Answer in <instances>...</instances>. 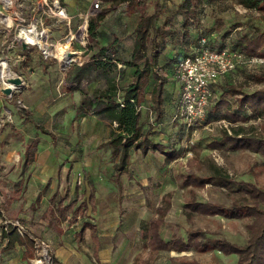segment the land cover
I'll return each mask as SVG.
<instances>
[{
    "label": "rangeland",
    "instance_id": "rangeland-1",
    "mask_svg": "<svg viewBox=\"0 0 264 264\" xmlns=\"http://www.w3.org/2000/svg\"><path fill=\"white\" fill-rule=\"evenodd\" d=\"M59 1L62 19L39 10L40 0H17L12 7L0 2V65L25 82L16 86L0 75L1 199L12 187L20 188V191H16L18 200L24 199L27 194L28 171L36 163L25 168V162L12 160L24 147L25 150L30 147L28 150L33 152L35 160L38 156V163L45 161L47 154L58 151L61 154H57L53 166L58 165L62 171L70 170V181L62 185V195L67 192L63 186L68 185L69 196L79 202L86 201L91 186L96 188L94 209L89 206L74 216L68 214L66 218L65 233L73 238L76 251L68 264L74 260L75 264H135L140 256L151 264H175L172 261L175 257L194 259L203 264H237V254L226 255L218 250L153 253L144 248L143 233L149 222L157 217V208L165 203L168 206L162 228L165 240H186L191 230L200 228L205 233V239L225 238L244 245L250 236L248 225L252 218L202 215L189 212L185 207L186 200L192 197L200 202L229 206L237 193L222 184L196 186L188 184L187 179L191 175L208 177L219 169L234 182H252L264 188L262 153L248 149L230 151L212 148V141L221 139L224 129L232 134L233 124L220 118L209 124L198 122L183 127L173 119L177 115L176 87L165 85L163 114L161 119L157 118L149 87L147 101L141 109L144 129H151V139L162 145L165 151L181 149L182 155L170 161L159 151L143 155L132 149L129 170L121 175L116 166L118 160L113 158L111 148L104 146L117 125H111L93 113L78 111L81 92L74 81V74L97 55L100 47L115 38L119 46L111 57L117 65L116 83L122 88L132 82L135 69L124 63L131 59L135 28L140 13H154L157 3L161 7L157 24L169 31L170 35L165 39L166 48L156 69L168 71L179 56L196 47L204 32L212 44L237 47L244 35L252 36L264 31V12L246 10L236 0H198L192 6L195 16L188 19L182 8L184 0H132L131 7L129 3L114 4L104 0L97 9L92 0ZM130 8H133L131 12L136 13L131 15ZM101 12L105 13V17L92 39L89 35L90 19ZM32 25L38 26L39 33L44 29L43 37L40 36L54 50L57 45L63 47L70 44L74 61L59 62L53 56L44 55L39 48L26 44L22 28ZM254 59L253 63L245 61L222 76L215 89L220 94L229 87L246 93L264 89V57ZM101 84L103 87V80L97 79L89 83L85 81L81 87L92 93ZM167 84L175 85V82L168 81ZM7 87L13 90L11 94L4 92ZM236 97L227 95L232 106L236 104ZM223 110L221 113H224ZM235 125H244L247 132L264 139V118ZM48 130L56 135L58 144L53 146L52 139L55 137L47 134ZM38 163L37 167L40 168ZM21 204L18 208L19 204L15 202L12 210H18L21 215L19 220L23 223L27 210L25 201ZM85 222L95 223L98 227L104 249L99 258L94 257L90 231L84 228ZM25 232H28L26 227ZM34 251L32 259L40 253L39 249ZM49 251L54 257L50 245ZM27 263L36 264L33 260Z\"/></svg>",
    "mask_w": 264,
    "mask_h": 264
},
{
    "label": "trees",
    "instance_id": "trees-1",
    "mask_svg": "<svg viewBox=\"0 0 264 264\" xmlns=\"http://www.w3.org/2000/svg\"><path fill=\"white\" fill-rule=\"evenodd\" d=\"M107 1L114 4H131L132 0ZM197 1L184 0L182 3V8L186 12L188 19L195 16L196 13H194V7L192 6ZM236 1L246 10L264 12V0ZM131 9L133 10V8H130L129 12L134 13L131 12ZM134 9L137 10V7ZM160 14L161 7L158 3L154 13L141 12L140 14L138 25L135 28L132 58L124 63L127 67L135 69L133 80L127 86L120 88L116 84L117 65L114 61L115 59L111 57L116 52V47L119 46L118 40L115 38L107 45L100 47L97 55L92 57L90 62L79 67L74 74V81L79 85L82 96L78 111L93 113L99 119L111 125H117L111 131V138L104 146L110 147L113 158L118 160L116 166L119 174L126 173L129 170L130 151L132 149L140 151L144 155L149 152L159 151L164 153L170 161L176 160L182 155L181 149L165 151L162 145L155 143L151 139L153 132L151 129L145 130L141 121L140 107L146 101L149 87H151V102L155 108L157 118L161 119L163 114L165 85L168 81L166 78H161L156 68L159 64L161 53L166 48L165 39L170 35V32L157 24ZM104 17L105 13L101 12L90 19L89 35L92 39L97 35ZM205 34V32L202 33L200 37L206 36ZM206 37L209 38V45L212 49H221L228 46L244 53L248 57H264V31H259L252 36L244 35L237 47L212 44L210 37L208 35ZM160 40L162 45H160ZM97 79L103 80V87L101 84L92 93H88L81 87L85 81L89 83ZM228 94L238 96L234 106L231 105L230 100L227 98ZM121 103L124 105L122 106ZM222 110L224 113H221ZM218 118L226 120L230 125L233 124L231 126L232 134L227 129H224L221 133V139L212 141V148L230 151L248 149L262 153L264 156V139L247 132L244 125H235L250 119L264 118V89L246 93L234 87H229L219 99L215 100L214 105L207 110L205 124L211 123ZM176 121L180 122L183 127L187 126L183 121ZM46 133L54 137L51 131L48 130ZM33 158V152L28 151L27 162H32ZM187 180L188 184L196 186L204 185L205 183H218L236 192L237 197L229 206L200 202L192 197L186 200L185 207L189 212L202 215H221L237 219L252 218V222L248 225L250 231L249 239L244 245L233 243L225 238L205 239L204 231L197 228L188 233L186 240L174 238L167 241L162 236V228L165 224L168 210V206L164 203V206L157 208V217L152 219L144 230V248L150 249L153 253L161 251L181 253L191 249L218 250L226 255L237 254V264H264V188L252 182H234L228 175L220 173L219 169L214 175L208 177L191 175ZM91 198L94 199L93 192ZM93 231L95 248L98 250L100 241L95 228H93ZM8 238L9 243L13 241L25 243L30 253L31 250H35L34 240L26 235H21L15 229L11 230ZM172 261L175 264H203L194 259L184 257H175ZM135 264H151V262L140 256L136 259Z\"/></svg>",
    "mask_w": 264,
    "mask_h": 264
},
{
    "label": "crops",
    "instance_id": "crops-1",
    "mask_svg": "<svg viewBox=\"0 0 264 264\" xmlns=\"http://www.w3.org/2000/svg\"><path fill=\"white\" fill-rule=\"evenodd\" d=\"M135 13H132L131 15ZM191 49H192L191 52H193L194 48L192 47ZM188 53L190 52H185V54L179 56V58H181L182 56ZM131 58H132V54H131ZM172 69L166 71L171 74ZM167 81L173 83L175 82L169 79H167ZM166 85L169 86L170 88L176 87V90H178V95H179V84L177 82H175V85H171V84L170 85L166 84ZM224 91L225 90H223V92ZM215 92L217 95L216 99L217 98L219 99V97L223 94V92H221L220 94L219 91L216 89ZM214 102L215 101L211 103L208 109L214 105ZM203 122L205 123V120ZM54 137L55 138L52 139L53 146L55 145V143H57L56 135H54ZM108 141H106L105 143H107ZM29 148L30 147H27V150ZM27 150H25L24 147V150L20 153H17L15 155V159H12L16 163L20 161L25 162V166H26L25 168H27L32 163H34L33 165H35L36 163V166H31V168L28 171L29 172L28 184L26 190L27 194L24 195L25 196L24 199L18 200L16 198L18 196L16 191H20L19 190L20 188L12 187L11 191H8V194L6 196H3V200L0 197V226H1V222L5 219L21 218V215L18 214V210L15 209L13 211L12 209L15 208V202L16 204L17 203L19 204L18 205L19 207L17 205L16 207L20 208V205H22L21 203L25 201L26 205H24V207L25 210L27 211L25 212L23 218L26 219V221H23L22 224L26 227V230L28 231L27 232L28 238L32 237L30 239L34 240V243L36 240L39 239L47 241L50 245V248L54 256L53 257L54 264H68L71 260V257H74V255L76 254V251L73 247L75 246V244L73 243V238L65 233L64 226H65L66 218L68 217V214H72V216H74L73 214H76V212L79 213L81 209H88L89 206H91L92 209H94L96 205L95 202L96 188L93 185L91 186L88 200L86 201L83 200L79 202V200L75 199V197L69 196L67 194L69 190L68 185L63 186L67 192L64 193V195H62V185H65L68 181H70V178L68 177V175L70 174V170L62 171V169L58 165L57 167L53 166L55 165V162L57 160V154H61V153H58V151H53L51 155L47 154L46 157H44L45 161H43L42 163L41 162L38 163L39 160L38 156L36 160L34 157L33 161L28 163L27 153L29 150L28 151ZM37 163L38 166H40V168L37 167ZM119 183H121V181ZM53 186L55 188H53ZM59 187L61 189H59ZM92 192L94 193V199L91 198ZM8 207H10V209ZM84 228H87V230L90 231V239L93 244V254L94 257L99 258L101 252L104 249H102L101 247V239L98 233V227L95 223L85 222ZM93 228H95L96 234L100 241V246L98 250L95 248V243L93 239V232H94ZM77 236L80 237V235ZM4 246L5 247L3 250V256H2V260L0 261V264H28L27 263L28 260H32V258L35 255L34 254L35 251L33 250H31L30 253L28 246L25 243H20L19 241H13L12 243H9V238L5 242ZM75 261L76 260H74L72 264H75Z\"/></svg>",
    "mask_w": 264,
    "mask_h": 264
},
{
    "label": "built area",
    "instance_id": "built-area-1",
    "mask_svg": "<svg viewBox=\"0 0 264 264\" xmlns=\"http://www.w3.org/2000/svg\"><path fill=\"white\" fill-rule=\"evenodd\" d=\"M15 1L17 0H0L7 7H12ZM92 1L96 9L104 2V0ZM39 4V10H42L44 14L49 12L58 16L57 9L61 7L59 0H51L50 2L49 0H40ZM41 25L43 26V23ZM25 29L30 30L31 33L32 31L35 32L37 37L42 40L41 36L44 29L40 33L37 25ZM23 41L33 46L32 34L26 35L25 33ZM254 58L256 57H248L228 46L221 49H212L209 45V39L206 36H201L193 52L177 60L171 74L164 68L156 69L157 72L159 70L158 73L163 78L179 84L177 115L173 119L183 121L188 127L203 122L206 119L208 107L213 100H216L215 87L221 77L234 71L245 61L253 63L256 60ZM121 105L124 104L121 103ZM140 109H142V106ZM12 229L17 230L23 236H28L24 225L19 219L3 220L0 226V261L3 256L4 244L8 240V234ZM35 249H39L40 253L38 257L32 259L33 262L35 261L36 264H54V258L50 254L49 245L46 241L36 240Z\"/></svg>",
    "mask_w": 264,
    "mask_h": 264
},
{
    "label": "bare ground",
    "instance_id": "bare-ground-1",
    "mask_svg": "<svg viewBox=\"0 0 264 264\" xmlns=\"http://www.w3.org/2000/svg\"><path fill=\"white\" fill-rule=\"evenodd\" d=\"M57 15L59 18L62 19V9L61 8H58L57 9ZM30 30H27L25 28H22V32L23 34L26 33V35H29V34H32V37H33V43L32 45L34 47H37L40 49V51L46 55V56H53L55 59H57V61L59 62H64L66 60H69V61H74L72 59V54H71V47H70V44L68 45H65L62 47V45H57L56 46V49H52L51 45L49 43H47L45 40H41L39 37H37L36 33L32 31L29 32ZM42 41H45V43H42ZM72 42V41H71ZM42 43V44H41ZM48 58V57H47ZM7 64V63H6ZM0 75L1 77H5L6 79H9V78H13V77H18L15 73L11 72L10 70H7L4 66L0 65ZM21 80V79H20ZM11 84V83H10ZM9 84V87H12L11 85ZM21 84H25V82H23L21 80ZM20 84V85H21ZM20 85H16V86H20Z\"/></svg>",
    "mask_w": 264,
    "mask_h": 264
},
{
    "label": "water",
    "instance_id": "water-1",
    "mask_svg": "<svg viewBox=\"0 0 264 264\" xmlns=\"http://www.w3.org/2000/svg\"><path fill=\"white\" fill-rule=\"evenodd\" d=\"M8 82H10V83H12L14 85H20L21 84V80H20L19 77L9 78ZM4 92L6 94H11L13 92V90L11 88L7 87V88L4 89Z\"/></svg>",
    "mask_w": 264,
    "mask_h": 264
}]
</instances>
